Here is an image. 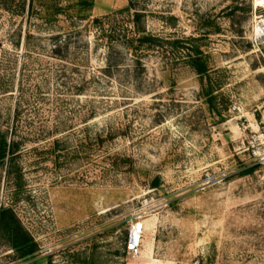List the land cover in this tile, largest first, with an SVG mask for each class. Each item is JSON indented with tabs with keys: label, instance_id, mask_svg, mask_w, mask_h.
I'll use <instances>...</instances> for the list:
<instances>
[{
	"label": "rangeland",
	"instance_id": "obj_1",
	"mask_svg": "<svg viewBox=\"0 0 264 264\" xmlns=\"http://www.w3.org/2000/svg\"><path fill=\"white\" fill-rule=\"evenodd\" d=\"M90 1V0H87ZM0 0V163L10 207L39 251L0 236V264H264V44L253 0H148V31L199 37L221 119L189 65L109 48L93 24L130 0ZM64 12L49 18L48 7ZM52 15V13H50ZM206 83V82H205ZM145 221L141 254L126 242Z\"/></svg>",
	"mask_w": 264,
	"mask_h": 264
},
{
	"label": "trees",
	"instance_id": "obj_2",
	"mask_svg": "<svg viewBox=\"0 0 264 264\" xmlns=\"http://www.w3.org/2000/svg\"><path fill=\"white\" fill-rule=\"evenodd\" d=\"M148 0H130L129 6L104 18H95L93 24L98 29L99 38L111 49L116 46H124L135 58L137 71L143 68V55L151 50H159L166 57L184 62L192 67L199 76L202 87V95L208 103H214L213 109L223 119L224 111L228 110V102L225 98L219 109L217 100L223 83L215 81L212 75L214 68L210 65L208 55L203 49L205 36H188L184 38L165 39L152 35L146 26V10ZM78 5L92 7L93 0H80ZM29 12L34 14V0H30ZM49 18L53 15L64 12L65 9L58 4L47 6ZM52 13V15L50 14ZM206 82V83H205ZM18 145L10 141L0 131V163L6 160L14 161ZM0 236L7 240L11 249L19 253L23 258L28 254L39 251V244L34 236L22 225L21 220L15 211L10 207H0Z\"/></svg>",
	"mask_w": 264,
	"mask_h": 264
},
{
	"label": "built area",
	"instance_id": "obj_3",
	"mask_svg": "<svg viewBox=\"0 0 264 264\" xmlns=\"http://www.w3.org/2000/svg\"><path fill=\"white\" fill-rule=\"evenodd\" d=\"M253 38L255 45L264 44V0H253ZM253 155L256 159L264 160V146L253 150ZM147 225L144 220L140 218H133L126 242L127 252L133 256L138 257L143 249L145 233Z\"/></svg>",
	"mask_w": 264,
	"mask_h": 264
}]
</instances>
